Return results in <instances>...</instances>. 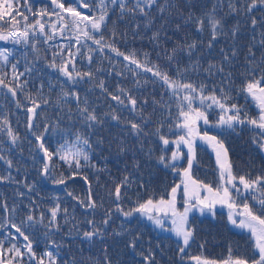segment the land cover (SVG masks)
I'll list each match as a JSON object with an SVG mask.
<instances>
[{
	"label": "snow or ice",
	"instance_id": "snow-or-ice-1",
	"mask_svg": "<svg viewBox=\"0 0 264 264\" xmlns=\"http://www.w3.org/2000/svg\"><path fill=\"white\" fill-rule=\"evenodd\" d=\"M50 4L51 10L45 5L34 11L30 0H0V42H12L15 45L22 43L30 49L33 56V60L28 61V64L44 60L45 67L55 73L54 79H49L47 83V95L44 93L43 82L36 89L35 95L25 92L26 99L32 105L26 108L29 114L26 127L39 141V148L44 154V162L39 170L41 176H52L55 167L53 158L58 157L67 164L71 175L65 177L61 172L58 178L52 177L53 183L66 184L67 179L80 175L82 168L95 167L91 163L92 154L95 148H100L105 143L109 149L115 143L117 156H126L129 152H144L145 145L154 142L157 148H148V160L154 158L157 165L171 169L180 175L181 180L180 184L171 187L169 198L166 199L163 195L159 199L151 196L147 199L138 197L133 206L125 209L121 202L129 198L126 194L122 195L121 190L133 183L130 176L125 175L109 193L115 196V212L123 217L120 230L113 229L111 234L107 232V228L112 220V211L105 210L99 223L95 219H86L83 223L90 227L82 230L75 223V216L70 214L67 208L63 209L62 219L65 224H72L67 235L71 237L75 232V238L81 242H87L90 246L97 243L103 245L101 258L93 260L89 257L87 261L83 256L79 261L74 257L71 260L64 259L57 254L63 244L51 238L48 243L57 251L45 250L42 255H37L33 240L24 228L34 229L39 223L46 229V237L60 233L63 225L59 222L61 217L58 214L61 209L57 204L50 209L47 223L43 213L37 221L31 210L19 225L9 221V226L15 229V234L9 232L8 239L17 241L22 238L26 242L23 245L26 253L16 243L4 248L3 241H0V264H121L118 258L109 254L111 245L106 243L109 235L114 240L128 236L129 239L123 240V248L131 249L133 253L140 255L142 262L154 264V255L151 252L145 255L140 245L141 234L131 231L128 227L136 214L145 216L161 230L174 233L178 241L176 254L180 264H184L188 249L197 241L198 236L195 221L189 222L190 213L198 211L202 216L207 214L215 218L217 205L228 208V224L249 234L247 242L250 254L234 255L232 244L228 243L225 258L215 259L201 254L188 256V259L194 264H264V170L255 176L252 172L237 174L233 170L224 139L207 132L201 135L199 131L201 121L204 125L209 124L211 111L218 116L214 126L221 129V135H239L247 129L251 133V143L259 153L264 154V0H71V3L68 0H50ZM116 10L117 19L113 20L110 26V14ZM52 17H55V20H52ZM126 17L132 21L133 37L141 36V28L144 32H151L149 42L153 45V51L160 49L155 61L150 58V52H125L117 46V41L123 42L127 36V30H119V24L124 22ZM137 17L140 18V23L136 22ZM229 18L233 23H228ZM245 29H250V33H246ZM245 34L249 38L241 43ZM57 37L67 40L68 43L54 46L55 51L48 57L47 52L52 49H42L38 45H49ZM220 40L230 43L227 48L219 49V59H206V56L213 55ZM87 41H91L95 47L88 45ZM242 51L243 61L238 65ZM107 52L114 53L116 57H123L129 65L151 74L141 81L140 74L128 68L137 77V87L142 86V83H151L153 86L159 84V91L153 95L151 101L150 112L146 108L148 100L138 101L131 89H126L120 84L116 85L115 90H110L106 81L101 78L104 60L113 63V58L108 56ZM94 53L100 54L99 64L95 69L92 67ZM21 55L27 60V52ZM13 56L9 49H0V61L4 65L11 64L12 69V80H7L8 73L0 68V86L7 88L8 92L16 97L17 90L24 92L29 84L27 79L19 82L20 78L26 73L31 74L34 69L26 65L25 71L19 72L20 61L16 59V62L12 63L9 58ZM77 57L81 58V62L87 61L88 70L77 66ZM113 71L114 68L110 69L108 74ZM115 75L123 76V71L116 72ZM213 78H219V83ZM96 88L102 95L116 102L115 105H108L107 112H100L97 106L90 103L88 93ZM237 96L244 98L246 103L235 102ZM249 98L255 105L254 114L250 112V105L247 103ZM20 106L17 101V107ZM48 106L58 110L55 113L57 126L61 121L67 122V135L75 137L71 147L67 146L66 141L56 151H49L45 147L44 134L34 131L41 126L34 121L46 115L38 109H46ZM173 106L176 108L174 119L171 111ZM125 111L127 116L123 115ZM2 123L9 126L6 116ZM113 127L119 129V132L109 140L102 133L105 128ZM173 129H178L183 134L177 135ZM48 131L49 126L45 125L44 132ZM168 133L176 136V139H170ZM7 135L13 145L20 139L19 134L14 133L10 126L7 128ZM128 138H133L131 143ZM197 138L207 143L215 153L219 171L216 187L192 175ZM173 144L175 150L169 147ZM181 145L187 148V153L181 151ZM154 151L158 153L155 156ZM183 159H186L187 167L178 166V162ZM0 160L5 161L8 168H12L11 159L0 155ZM132 167L139 170L141 163L134 160ZM82 178L87 182V176ZM12 179L11 172L6 176L0 175V182ZM25 186L32 190L30 185ZM138 187L147 191V185L143 181ZM181 187L182 210L177 207V193ZM68 195L73 194L69 192ZM73 198L93 214L103 206L102 202L98 203L93 199L91 190L87 200ZM237 199H240V204ZM249 199L255 201V204H250ZM0 208L5 212L16 211L15 207L9 209L6 203L0 204ZM169 222L171 227L166 228ZM136 223L138 224L139 220H136ZM207 243L205 240L199 245L200 248L203 249ZM138 247L141 251L136 253ZM26 254L27 262L24 259Z\"/></svg>",
	"mask_w": 264,
	"mask_h": 264
},
{
	"label": "trees",
	"instance_id": "trees-1",
	"mask_svg": "<svg viewBox=\"0 0 264 264\" xmlns=\"http://www.w3.org/2000/svg\"><path fill=\"white\" fill-rule=\"evenodd\" d=\"M31 2V7L34 11L48 5L49 10H51L50 1L41 2ZM71 3V0H68ZM111 7V5H110ZM26 11V9H25ZM87 11V10H85ZM117 11H113L109 17V24L117 19ZM31 19V14H29ZM47 19V18H46ZM55 20V17L51 18ZM137 23H140V18L137 17ZM228 23H233L232 19L229 18ZM158 26V25H157ZM119 30H127V36L123 42L117 41V46L121 51L136 50L138 53L150 52L151 59L156 60L157 52L160 49L153 51V45L149 42V36L151 32H144L141 28V36L133 37L134 28L132 26V21L130 18L125 19L124 22L119 24ZM246 33H250V29L244 30ZM248 35L245 34L241 43L248 40ZM68 41L61 39L59 37L56 40L51 41L49 45L39 44L38 47L42 49L51 48V51L47 52V56L51 57L55 51L54 46L67 45ZM230 42H225L220 40L216 44V48L213 51L211 57L206 56V59H219V49L221 47L227 48V44ZM87 44L95 47L91 44V41H87ZM170 46V45H169ZM7 48L9 51L13 52L14 56L10 57L12 63L19 59L20 63L18 65V71L24 72L26 65L32 67L34 71L31 74L26 73L25 76L20 78L19 82H23L25 79L29 81L24 92L17 90V96L13 97L11 93L8 92L7 88L0 86V152L7 159L13 161L12 168H8L5 161L0 160V175H7L11 172L12 180L0 182V204H7L9 209L13 207L16 208L15 212H5L0 208V241H3L4 248H8L12 243H16L17 246L21 247L23 251V245L26 243L22 238L17 241H12L8 239V234L11 232L15 234V229L10 228L9 221L20 224L21 220L24 219L25 215L32 211V214L39 221L41 213L44 214L45 223H47V218L50 216V209L59 204L61 212L58 214L60 218L59 222L63 225L62 231L55 234L52 237H46L44 232L46 229L43 225L37 223L34 229L24 228L26 234L30 236L33 240V248L37 255H42L45 250L57 251L55 248L51 247L48 243L49 239H55L57 242L63 244V247L58 251V256L67 260H71L73 257L79 261L81 256H83L86 261L87 258L91 257L93 260L101 258L103 256L102 248L103 245L97 243L95 246H90L87 242H81L78 238H75V232L72 236H68L67 233L72 227L71 223L65 224L63 217V209L67 208L69 213L75 216V223L80 226L82 230H87L90 226L83 223L86 219H95L97 223L104 217L105 210H110L113 213L112 220L107 228L109 234L112 233L113 229L119 231L120 225L123 220L122 215L115 212L116 203L115 196L109 193L114 189L116 183L123 179L125 175H129L130 179L133 181L132 185L127 188H122V195L126 194L129 199H125L121 202V206L127 209L133 206V202L139 197L141 199H147L149 196L159 199L161 195L167 198L171 187L176 184H180V175L173 172L171 169H164L162 166L156 164L155 159L151 161L147 158L148 148L156 149L157 144L154 142L147 143L145 145L144 152H129L126 156H117L116 145L112 144L109 149L108 144L105 143L100 148H95L92 154L91 163L95 167H84L80 170L81 174L67 179L66 184H55L53 183L52 177H59L60 173L63 172L65 177L71 175L67 164L60 161L58 157H54L55 167L52 171V176L43 177L40 174V169L42 168L44 162L43 151L39 148V141L31 135V132L26 127L28 121V113L26 111L27 107H31V102L26 99L25 92L35 95L36 89L39 88L40 83H44V93L48 94L47 83L49 79H54L55 73L45 67L46 61L40 60L39 62L28 64V61L33 60V56L30 49L26 48L22 43L15 45L12 42H0V49ZM86 50V49H85ZM75 51V49H73ZM107 51V50H106ZM27 52V60L21 55V53ZM207 52V50H205ZM44 55V53H41ZM94 63L92 65L93 69L98 66L100 54L94 53ZM108 56L113 58V63L110 64L108 60H104L102 67L104 72L101 73V78L106 81L107 86L110 90H115L116 85L120 84L126 89H131L133 95L138 98V101L148 100L149 103L146 105L147 111L152 110V98L155 93L159 91V84L153 86V84H143L140 87L136 86L137 77L134 76L133 71H129L128 68H132L134 72L139 73V78L143 81L144 78L150 77V73H144L141 69H136L134 65H129L127 61L123 60V57H116L114 53L107 52ZM141 59H143L141 55ZM243 61V51L240 53V58L237 61L239 65ZM77 66L82 70H88L87 61L81 62V58L77 57ZM0 68H3L4 72L8 73L7 80H12V69L11 64L4 65L0 61ZM114 71L112 74H108L110 69ZM242 70V69H241ZM123 71V76L115 75L116 72ZM219 83V78H213ZM89 87V86H84ZM84 94V89H81V95ZM235 95V94H234ZM90 103L98 107L100 112H107L109 110L108 105H115V101H111L110 97H105L100 93L98 88L93 89V91L88 93ZM99 97V98H98ZM157 98H159L157 96ZM53 99L55 95L53 94ZM249 100V99H248ZM247 100L250 105L251 102ZM17 101L20 102V107H17ZM239 104H245L244 98L237 96L236 101ZM38 111H44L45 116L40 117L35 120L34 123L41 125L34 129L38 134L43 133L45 136V147L49 151H56L64 145L67 141V146L71 147L72 142L75 140L74 136H69L66 133L68 124L66 121H61L59 126H57V117L55 113L58 111L52 106H48L46 109H38ZM173 119L175 118L176 108L172 107ZM218 112V110H215ZM250 112L254 114L256 109L253 105H250ZM124 116L128 113L125 111ZM7 117L9 120V126L14 131L18 133L20 139L15 145L11 143L10 137L7 135V128L9 126H4L2 119ZM218 116L210 111L209 113V124L204 125L201 121L199 124V131L201 135L207 132L209 135H216L218 138L224 139L225 146L229 150V158L233 163V170L239 175H245L248 172H252L253 176L256 172L259 173L264 170L263 163L257 157L260 156L259 151L250 141L251 133L245 129L239 135H221V129L214 126ZM49 126V131L44 132V126ZM167 132V129H165ZM177 135L183 134L178 129H173ZM119 129L117 128H105L102 135L111 140L117 135ZM169 138L172 140L176 139V136L168 133ZM95 139V137H93ZM133 138H128V142L131 143ZM196 144V159L193 162L192 175L194 178L216 187L219 182V171L218 166L212 161L211 153L208 151L201 140L198 138L195 141ZM181 145V151L186 153L187 148ZM139 145H137V148ZM172 150H175V145H170ZM158 153L154 151L153 156ZM170 155V152L168 153ZM134 160L141 163L139 170H134L132 165ZM184 160V159H183ZM208 160V161H207ZM181 163H178V166ZM127 166V170H126ZM186 167V166H182ZM17 168L19 171H17ZM87 176V182L82 178ZM198 177V178H197ZM143 181L147 185V191L145 188L138 187V184ZM30 185L32 190L30 191L25 185ZM89 190L93 199L97 200L98 203L102 202V207L98 208L93 214L91 210L86 211L78 202L77 199L73 197H79L80 199L87 200L89 195ZM71 192L73 195L70 196L68 193ZM22 193V195H21ZM35 202V203H33ZM250 204H255V201L250 200ZM198 219V220H197ZM191 219L189 222L195 221V226L197 228V241L191 245L188 249V256H196L203 254L209 258L222 259L227 256V244L228 241L235 239L232 244L233 254L242 255L238 253L242 246L249 249L248 244V233L246 231H236L233 230L230 224L224 222L222 224L216 223V221L208 219ZM139 220V223H136ZM220 222V221H219ZM221 223V222H220ZM223 225V227L219 226ZM129 229L134 232L141 234L142 239L140 245L147 255L151 252L155 257L154 264H180L179 257L176 254L177 239L173 236L160 232L149 222L142 219L139 214H136L133 222L128 225ZM222 232V233H221ZM243 234L242 236H240ZM129 239L128 236L117 237L115 240L109 235L106 240L108 245H111L109 249V254L118 258L121 264H147V262H142L140 255L133 253L131 249L123 248V240ZM205 240L208 243L202 249L200 244ZM223 241V242H222ZM118 242V243H117ZM141 248L138 247L136 253H139ZM245 255V254H243ZM185 257L184 264H191L192 261ZM27 262V254L24 257ZM35 264V262H33Z\"/></svg>",
	"mask_w": 264,
	"mask_h": 264
},
{
	"label": "rangeland",
	"instance_id": "rangeland-1",
	"mask_svg": "<svg viewBox=\"0 0 264 264\" xmlns=\"http://www.w3.org/2000/svg\"><path fill=\"white\" fill-rule=\"evenodd\" d=\"M32 1H33V2H41L42 0H32ZM43 1H50V0H43ZM197 79H199V78H197ZM248 101H250V102H251L250 105H253L254 108H255V105H254V103L250 100V98H249ZM201 142H202V144H204V147H206V148L208 149V151H210V153H211V157H212V161H213V163H215V162H216V157H215V153L213 152L212 148H211L207 143H205L204 141H201ZM169 147H170V146H169ZM182 147H184V146H182ZM186 153H187V152H186ZM0 155H2L1 152H0ZM257 158L260 159V160L262 161V163H263V167H264V154H261V153H260V156H258ZM207 161H208V160H207ZM178 163H181L180 165H182V166H186V167H187L186 159L181 160V161H179ZM256 174H257V172H256ZM197 178H198V177H197ZM169 193H170V192H169ZM182 193H183V188L181 187V189H179V190H178V193H177V207L180 208L181 210L183 209V195H182ZM167 198H169V195L167 196ZM167 198H166V199H167ZM249 200H251V199H249ZM237 203H238V204L241 203L240 199H237ZM249 203H250V201H249ZM215 211H216V216H215V218H212V217L208 216L207 214H205V215L202 216L198 211H194L193 213H190V215H189V221L191 220V218H193V219H197V218H199L200 220H201V219H208V220L216 221V223H219V224H222V223H224V222L228 223V222H227V216H228V211H229V210H228L227 207H224V206H221V205H217ZM141 218L144 219V220H146V221L149 222V223H152V222L148 221L147 218H146L145 216H141ZM197 220H198V219H197ZM219 221H220L221 223H220ZM219 226L223 227V225H219ZM169 227H171L170 222H169L168 224H166V228H169ZM231 227L233 228V230H236V231H243V230H240V229H237V228L233 227L232 225H231ZM159 230H161V229L159 228ZM161 231H162L163 233L169 234V235L173 236L174 238H176L175 235H174V233H172V232H169V231H166V230H161ZM221 233H222V232H221ZM242 235H243V234H241L240 236H242ZM176 239H177V238H176ZM225 241H227L228 243H232V244H233V243L235 242V239H233V240L230 239V241H228V239H226ZM222 242H223V241H222ZM238 253H241L242 255H243V254H245V255H249V254H250L249 249L246 248L245 246H242V247L240 248V251H238ZM191 264H194V262H191Z\"/></svg>",
	"mask_w": 264,
	"mask_h": 264
}]
</instances>
